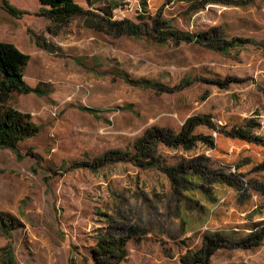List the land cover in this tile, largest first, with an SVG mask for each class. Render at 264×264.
<instances>
[{
	"label": "rangeland",
	"instance_id": "rangeland-1",
	"mask_svg": "<svg viewBox=\"0 0 264 264\" xmlns=\"http://www.w3.org/2000/svg\"><path fill=\"white\" fill-rule=\"evenodd\" d=\"M6 1L20 13L0 0V41L29 54L24 78L42 92L14 93L9 101L41 130L18 154L0 146V215L20 224L11 236L0 230V264L9 242L18 264H96L97 240L126 225L138 230L115 264H181L188 249L218 230L231 237L220 241L210 264H264V238L238 245L264 219V145L200 124L195 132L213 135L214 147L158 142L147 157L137 148L153 145L156 129L179 131L192 115L220 126L247 117L253 134L264 137V0H75L84 11L52 30L40 0ZM87 16L146 30L114 36L88 26ZM157 19L166 22L155 29ZM215 28V37L225 38L215 41L218 48L211 35L209 43L198 40ZM80 105L98 108L99 116ZM111 149L133 156L96 162ZM197 155L215 168L250 171L253 196L220 185L211 196L193 184L175 192L156 159L173 165Z\"/></svg>",
	"mask_w": 264,
	"mask_h": 264
},
{
	"label": "trees",
	"instance_id": "trees-1",
	"mask_svg": "<svg viewBox=\"0 0 264 264\" xmlns=\"http://www.w3.org/2000/svg\"><path fill=\"white\" fill-rule=\"evenodd\" d=\"M3 1L12 15L16 17L19 16V10L10 5L6 0ZM188 1L191 3L197 2V0ZM214 1L223 3L243 2V0ZM40 2L46 8V12L51 18L48 30H52L53 26L61 27L63 24L68 23L73 15L81 14L84 11L83 7L75 2V0H40ZM86 19L88 26L114 36H122L146 30L144 28L139 29L137 24L127 20H123L122 22H110L108 19L96 16H87ZM165 22L164 20L157 19L152 27L156 29ZM167 26H171L170 23H167ZM208 35L212 36V45L210 46H214L215 48H218V46L215 45V41L225 39L224 37H215L218 35L217 29L215 28L208 33H200L198 35V40L200 42L209 43L207 42ZM159 41L163 42L164 40L160 37ZM38 42L45 48L49 46L43 42L41 37H39ZM241 42L242 41H238L234 45L236 46ZM228 44H231V42ZM224 49L227 50L228 47ZM29 59V54L22 51L14 43L0 41V146L11 147L17 154L19 153L20 143L36 136L41 130L40 125L33 121L30 113L22 112L9 105V101L12 100L14 93L28 94L31 92H42L38 87H31L24 78L25 68ZM79 108L94 114L96 117L99 116L100 110L96 107L80 105ZM252 121V119L246 117L243 118L244 123L242 125L220 126L218 123H212L211 119L206 115H192L187 119L186 124L179 131L156 129V133L154 134L156 140L153 141V145L150 146L147 144L141 148L139 144H137V148L141 152V156L147 157L150 154L149 152L155 151L154 146H157L158 142H163L165 145L172 148H183L186 150L193 149L198 143L214 147L215 138L213 135H203L195 132L196 126L200 124H205L217 130L219 134L232 139H240L249 144L264 145V137L253 134L252 128L254 125ZM151 132L154 133V130ZM132 156L133 154L131 152L111 149L97 157L96 162L107 158H126ZM137 156L140 155L138 154ZM139 159L140 157H137V160ZM159 159L156 160L161 163L162 168L169 176L175 192L183 193L188 189L194 188L191 186L193 184L197 188H202L205 195L208 194V196H211L208 191L215 185H220L234 188L239 197L243 195L248 197L253 196V181H255V179H253V176L249 175L250 171H240V165H234L236 171H232V169L226 167L215 168L211 166L210 158L203 155H197L193 158H183V160L173 165L164 163ZM152 162L154 161L150 163ZM227 167H232V165L229 164ZM251 170L253 171V169ZM18 225L20 224L16 217L1 213L0 230L2 233L11 236L12 230ZM258 225H264V219L252 223V227L250 228L251 232L248 233L246 237L239 239V246L249 247L261 243L264 238V226L262 229H256ZM125 229L126 230H120L118 233L108 232L97 240L95 246L91 249L96 264H115L125 258L128 253L127 242L138 230L132 225H126ZM230 234L231 231L226 233L220 230L206 233L203 245L198 249H188L186 253L181 256V264H210L215 249L221 245L220 241H227L231 237ZM254 237L258 238L253 242L251 240ZM1 259L3 264H18L14 257V250L11 242L3 247Z\"/></svg>",
	"mask_w": 264,
	"mask_h": 264
}]
</instances>
